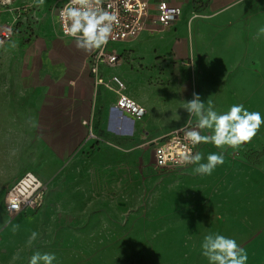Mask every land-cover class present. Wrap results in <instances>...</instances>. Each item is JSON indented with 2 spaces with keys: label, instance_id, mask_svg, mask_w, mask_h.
Instances as JSON below:
<instances>
[{
  "label": "rangeland",
  "instance_id": "obj_1",
  "mask_svg": "<svg viewBox=\"0 0 264 264\" xmlns=\"http://www.w3.org/2000/svg\"><path fill=\"white\" fill-rule=\"evenodd\" d=\"M59 1L36 6L34 0H18L25 13L11 15L1 8L0 27L12 25L17 32L25 26L30 32L55 14ZM242 24L230 41L258 47V57L231 60L212 78L191 64L173 68L191 94L166 111L178 110L177 103L184 106L196 93L206 105L211 100L218 113L242 104L264 118V36L255 38L264 27V2L262 15ZM162 130L142 127L129 142L103 134L106 145L99 152L42 164L45 174H53L55 166L59 176L42 179L44 203L36 211L8 214L0 178V264H29L36 251L55 254L54 264H208L200 245L209 232L234 238L246 250L247 264H264V124L251 142L224 151V164L211 175L194 174V165L173 171L154 167L153 142ZM220 151L203 143L196 149L202 162ZM33 231L39 237L29 247Z\"/></svg>",
  "mask_w": 264,
  "mask_h": 264
},
{
  "label": "crops",
  "instance_id": "obj_2",
  "mask_svg": "<svg viewBox=\"0 0 264 264\" xmlns=\"http://www.w3.org/2000/svg\"><path fill=\"white\" fill-rule=\"evenodd\" d=\"M159 1L149 0L150 16L137 37L112 45L119 62H100L97 73L90 62L94 51L86 53L63 37L55 14L30 32L21 27L0 45V178L6 189L26 171H37L41 179L57 178L55 166L50 175L40 166L99 152L106 145L103 134L129 142L142 127L162 128L160 139L183 126L189 118L183 106L177 103L178 110L166 111L177 98L191 94L173 68L191 64L212 78L217 68L232 65L231 60L258 57V47L233 45L230 35L240 33L245 19L262 15L264 0H165L182 8L176 23L166 28L155 21ZM15 7L26 11L16 0L13 6H0V13L4 8L15 15ZM114 76L146 108L143 121L115 107ZM170 118L176 120L167 125ZM90 131L100 140L89 139Z\"/></svg>",
  "mask_w": 264,
  "mask_h": 264
},
{
  "label": "clouds",
  "instance_id": "obj_3",
  "mask_svg": "<svg viewBox=\"0 0 264 264\" xmlns=\"http://www.w3.org/2000/svg\"><path fill=\"white\" fill-rule=\"evenodd\" d=\"M34 4L43 6L45 0H34ZM104 5L105 0H68L58 12L63 37L70 38L76 48L86 53L106 46L114 26L118 24V16ZM261 36H264V27L258 29L255 38ZM183 108L189 114L186 123L177 129L183 134V139L192 147L203 143L221 150L208 154L206 162H202L204 157L200 152L193 154L191 147L185 148L177 162L181 166L194 165V174L211 175L218 165L224 164V151L228 148L236 150L251 142L264 124V118L258 111H249L242 104H233L228 111L218 113L211 100L206 105L196 93H193L192 100L184 103ZM204 132L208 134H202ZM12 207L18 209L15 203ZM38 237L36 231L31 232L28 246L31 247ZM200 249L208 264H247L248 261L246 250L234 238L220 233L206 234ZM55 261V254L36 251L30 257L29 264H54Z\"/></svg>",
  "mask_w": 264,
  "mask_h": 264
},
{
  "label": "built area",
  "instance_id": "obj_4",
  "mask_svg": "<svg viewBox=\"0 0 264 264\" xmlns=\"http://www.w3.org/2000/svg\"><path fill=\"white\" fill-rule=\"evenodd\" d=\"M16 0H0L1 7H10L15 4ZM68 0L57 4L55 9L56 23L62 33L60 24L58 23V12ZM106 8L115 12L118 16V24L114 26L113 34L106 46L102 49L95 50L90 58L92 71L97 73L100 62L108 65H116L120 56L116 51L112 50V45L133 39L137 37L145 28L149 13V0H105ZM20 8L15 7V11ZM182 15V8L169 4L165 0H161L157 4V14L155 21L163 27L173 26L178 18ZM20 17V15H18ZM15 28L12 25L6 26L0 32V43L4 44L12 39ZM113 82L117 86L118 98L115 107L122 112H126L136 119H142L146 114V108L137 103L132 97L125 93V83L117 76L113 77ZM103 83L102 79H98ZM172 130L166 136L154 141L153 165L161 170H181L186 166H181L177 161L185 148L191 147L195 154L198 145L192 147L184 139L183 134L177 129ZM89 139L100 140V138L90 131ZM46 185L44 181L34 172L26 171L18 179H16L7 189L4 197L5 210L11 216H17L27 211L37 210L44 203ZM13 203L18 205V209L13 208Z\"/></svg>",
  "mask_w": 264,
  "mask_h": 264
},
{
  "label": "trees",
  "instance_id": "obj_5",
  "mask_svg": "<svg viewBox=\"0 0 264 264\" xmlns=\"http://www.w3.org/2000/svg\"><path fill=\"white\" fill-rule=\"evenodd\" d=\"M23 42V41H22ZM24 43H25V40H24Z\"/></svg>",
  "mask_w": 264,
  "mask_h": 264
},
{
  "label": "water",
  "instance_id": "obj_6",
  "mask_svg": "<svg viewBox=\"0 0 264 264\" xmlns=\"http://www.w3.org/2000/svg\"><path fill=\"white\" fill-rule=\"evenodd\" d=\"M119 110V109H118Z\"/></svg>",
  "mask_w": 264,
  "mask_h": 264
}]
</instances>
